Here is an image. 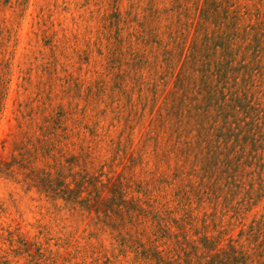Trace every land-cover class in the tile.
Returning <instances> with one entry per match:
<instances>
[{
  "label": "rangeland",
  "instance_id": "obj_1",
  "mask_svg": "<svg viewBox=\"0 0 264 264\" xmlns=\"http://www.w3.org/2000/svg\"><path fill=\"white\" fill-rule=\"evenodd\" d=\"M217 62L229 67L207 80L242 106L232 172L259 194L239 218L197 191L226 169L179 116ZM257 213L264 0H0L1 262L185 263L184 248Z\"/></svg>",
  "mask_w": 264,
  "mask_h": 264
},
{
  "label": "trees",
  "instance_id": "obj_2",
  "mask_svg": "<svg viewBox=\"0 0 264 264\" xmlns=\"http://www.w3.org/2000/svg\"><path fill=\"white\" fill-rule=\"evenodd\" d=\"M186 65L187 63L185 62L184 66H182V72L185 70ZM225 67H229V64ZM225 67L221 62H217L215 69H212L211 66L206 68L205 64L203 69L204 77L199 78V82L191 86V88L196 87L195 93H198L199 98H202V100L197 99L195 103L190 105L188 110L184 113H179V116L184 118V121L187 115H192L191 120H194V127H199L200 131L204 130L206 133L205 135L200 133L198 142L200 145L205 143V150L208 149L209 153L212 152L214 154H208L209 156L206 157L217 158V161L221 164V169H226L223 171V173L227 174L226 182L216 180L207 187H202L203 183L197 187V191L202 193L201 197L206 196V201L208 200L209 203L216 205V207L221 206V219L228 215L229 212H233L230 218H239L244 211L242 210L243 206H248V204L252 203V199L259 195L254 190V187L251 186L246 189L237 183L232 172L234 163L230 157L231 153L235 152V145L232 144L231 146L230 143L233 141V137H236L235 134L238 133L240 135L242 130L237 131V127L229 119L239 114L242 106L237 98H230L229 101L222 100L220 93L214 91L213 87L215 86L207 80L209 76L221 77V72ZM181 75L177 79V86L174 91L185 90V85H180ZM213 136H215L216 142L212 139ZM188 146L189 142L186 141V148L183 149L186 155L190 156L192 154L189 150L205 152L204 148L197 150ZM216 153L219 156H215L217 155ZM223 153L227 157L220 162ZM205 160L203 161L204 163H206ZM230 178L233 179L229 180ZM242 193L243 195L241 196ZM216 213L217 209L211 215ZM229 224L231 225V223ZM240 224L241 226L237 230L238 226L226 228V231H221L219 236L210 237L203 235L191 250L184 248L186 250L185 256L187 257L185 263L181 261V257L174 262L171 259L168 260L159 251L156 252L155 258L158 259V264H264V213L255 214L248 223L240 220ZM223 240H226L225 244L221 243ZM245 240L248 241L247 246L240 244V242ZM23 241L22 239L21 242ZM24 244H28V242H24ZM37 256L43 258L44 254L38 251ZM0 264H10V262L0 261Z\"/></svg>",
  "mask_w": 264,
  "mask_h": 264
}]
</instances>
